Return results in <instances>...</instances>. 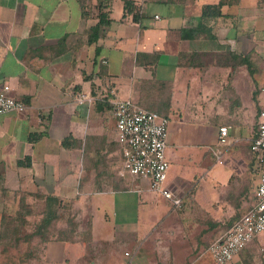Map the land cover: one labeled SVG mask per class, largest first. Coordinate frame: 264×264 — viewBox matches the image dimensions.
Returning a JSON list of instances; mask_svg holds the SVG:
<instances>
[{
  "label": "crops",
  "instance_id": "0c3cea01",
  "mask_svg": "<svg viewBox=\"0 0 264 264\" xmlns=\"http://www.w3.org/2000/svg\"><path fill=\"white\" fill-rule=\"evenodd\" d=\"M107 1L0 0V81L26 106L0 115V224L4 213L40 210L51 197L60 217L73 209L78 228L71 241L41 243L36 262L23 256L26 241L0 253V264H77L86 245L107 242L88 253L90 264L97 250L106 252L100 264H217L204 257L207 240L255 202L259 182L250 144L264 108L257 96L264 84L254 83L264 0H109L111 22L88 43ZM219 2L222 15L206 21L215 36L190 37L204 7ZM141 80L162 85L141 90ZM78 92L91 101L76 102ZM142 92L169 118L163 187L180 198L178 207L148 181L118 173L112 100L136 102ZM221 125L227 149L245 156L236 159L241 172L214 171ZM117 241L132 243V261ZM224 264H264V234Z\"/></svg>",
  "mask_w": 264,
  "mask_h": 264
},
{
  "label": "built area",
  "instance_id": "2783aa9c",
  "mask_svg": "<svg viewBox=\"0 0 264 264\" xmlns=\"http://www.w3.org/2000/svg\"><path fill=\"white\" fill-rule=\"evenodd\" d=\"M75 99L81 104L92 98L89 93L78 92ZM25 110V104L12 95L9 83L0 81V115ZM112 113L121 152L118 173L147 180L150 189L172 199L176 207L180 206V198L163 187L169 168L165 157L169 118L129 99L118 98L112 100ZM257 128V136L250 144L259 165L255 202L230 227L209 241L205 253L217 264L229 262L256 236L264 234V108L258 114ZM227 146L228 126L221 125L216 146L212 148L215 161L235 172L243 171V166L228 152Z\"/></svg>",
  "mask_w": 264,
  "mask_h": 264
},
{
  "label": "trees",
  "instance_id": "16d2710c",
  "mask_svg": "<svg viewBox=\"0 0 264 264\" xmlns=\"http://www.w3.org/2000/svg\"><path fill=\"white\" fill-rule=\"evenodd\" d=\"M109 0L106 4L102 5L101 3V10L99 12V21L96 25L90 28L89 35H88V43H94L96 42L100 37V31L105 26H108L111 22L109 18V10L108 5ZM129 2H125L124 6L126 7V10L129 11ZM221 3L219 2L216 5H209L204 7V10L202 11L200 15V19L202 20L200 24L192 29L190 32V37H195L198 35H208L209 37H214V34H211V29L208 28L206 21L209 19H214L216 17L221 16L220 12ZM207 31V32H205ZM243 63H245L249 67V59L247 56L243 57ZM159 85H162L160 83H156L153 81L148 80H141L140 89L144 90L147 88H151L150 91L156 90ZM152 95H148L147 93L140 94L139 99L136 101V103L147 110H155V104L153 102ZM47 200H50L52 202L47 201L45 203V207L40 211L41 218L37 222L35 230L31 233V235L34 237L40 236V239L37 241L39 243H44L48 240H50V236L54 235L56 236L55 239H60L64 241H71L74 239L75 234V227H71V229H57V226L53 225V222H57L60 218V213L58 210H54L53 207V198L48 197ZM21 208L15 211L13 214H7L4 213L1 219L0 224V253L8 250L11 247H17L19 248V245H21L23 242H26L28 239H24L22 237V234H20L21 230L27 225V222L25 221V215L28 214V210H26V207L24 205L20 206ZM30 214V213H29ZM53 223V224H52ZM57 229V231L55 230ZM20 232V233H19ZM56 234V235H55ZM53 237V236H52ZM31 248L28 250V252L25 254V257L28 259V256L32 257ZM30 259V258H29Z\"/></svg>",
  "mask_w": 264,
  "mask_h": 264
},
{
  "label": "rangeland",
  "instance_id": "374dc122",
  "mask_svg": "<svg viewBox=\"0 0 264 264\" xmlns=\"http://www.w3.org/2000/svg\"><path fill=\"white\" fill-rule=\"evenodd\" d=\"M250 65H254V64H250ZM255 67H258V68H256L259 72H258V75H259V80H258V82H255L254 81V83H256L258 86L260 85H262V84H264V58H262L261 60H259V61H257L256 62V64L254 65ZM251 69H253V68H251ZM262 69V70H261ZM250 70V69H249ZM251 71V70H250ZM249 75H250V77L252 78V79H255L256 80V75H254L253 73H249ZM259 86V89L261 88ZM258 94H260V95H257L258 96V98H260L261 100H262V102L264 103V92H258ZM260 96V97H259ZM244 116V115H243ZM243 116H242V118H243ZM249 116H247V118H248ZM228 152L235 158V159H239V160H243L244 159V157L245 156H243L244 154L243 153H240L239 151H238V149L236 148V147H231L230 148V151H229V148H228ZM247 160H244V162H246ZM254 163H256L255 161H254ZM214 171L217 173H220V175H226V174H228V171H227V168H225V166H223V165H221L220 163H217L216 162V165L214 166ZM142 181L143 182H146L147 180H145V179H142ZM256 182H257V179H256ZM254 183H255V181H254ZM255 186V185H254ZM255 197V193H254V195H253V193L252 194H250V197L249 198H251V199H255L254 198ZM39 208H40V206H39ZM41 209H43V207L41 208ZM41 209L40 210H38V209H36V210H31V213L29 214V212H28V214H26L25 215V221L27 222V225L19 232L20 234H22V237L24 238V239H28L27 241V244H24V249H23V253H25V252H27L30 248H31V252L30 253H32V256L34 255V259L35 260H33L34 262H36L37 260H38V255L37 254H41L42 253V250H41V243H39L37 240L38 239H40V236L38 235V236H34V238H33V236L31 235V233L33 232V230H35V227H36V224H37V222L40 220V218H41V214H40V211H41ZM73 210V209H72ZM72 210H69L68 212H66L65 214H61V217L59 218V220L57 221V222H53L52 224L55 226H57V229H71V227L73 228V227H75L76 225H74V223L76 224L77 223V220L75 219L76 217L74 216V213H73V211ZM60 213V212H59ZM74 222V223H73ZM82 222V221H81ZM83 226V225H82ZM82 226H81V230L83 229L82 228ZM231 226V225H230ZM229 226V227H230ZM57 229H55L56 231H57ZM78 229V228H77ZM76 229V230H77ZM79 229H80V227H79ZM227 228H225L223 231H225ZM111 230L112 231H108V229H107V232H106V234L109 236V235H111L112 233H114L113 232V228L111 227ZM222 231V232H223ZM222 232H220L219 234H221ZM219 234H217V235H219ZM56 235V234H55ZM217 235H213L212 237H210V240H212L215 236H217ZM53 236V237H52ZM52 236H50V239H55L56 238V236H54V235H52ZM80 236H83V234L82 235H80ZM85 236V235H84ZM31 240H34L33 242L31 241ZM210 240H207L208 242H207V244H206V246H205V248L207 247V245H208V243H209V241ZM117 243H119V247H118V250L119 251H128V253H130V256L129 257H124L126 260H131L133 257H134V255H135V253H134V249H132L133 248V246H132V243H130V242H127V243H122L121 241L119 242V241H117ZM112 243H110V242H107L106 243V245H105V243H98V244H90L89 243V245H86V247H87V249H89L88 250V253L89 252H92V251H94V247H97L98 248V250H100V249H104V246H110ZM96 251L95 252V258L94 259H97L96 258V256H99L100 258H98L97 260H98V262H96V264H100V260H101V256H104L105 254H106V252H104V253H99L100 251ZM117 250V251H118ZM88 253L86 254V255H84V254H82V256H81V254H80V256L78 257V259H77V264H90V261L91 260H89L88 259ZM98 253V254H97ZM90 254V253H89ZM207 254V253H206ZM14 257H15V259H11V262L13 263V262H17V259H16V256L15 255H13ZM23 256H25V255H23ZM90 256L92 257V255L90 254ZM206 259H209L210 258V256L207 254L206 256H204ZM32 258V257H31ZM31 261L32 260H27V262H24L25 264H31ZM71 262H70V264H74V261L73 260H70ZM93 261L94 260H92V263H93ZM96 261V260H95ZM132 261V260H131ZM140 261V260H139ZM106 262V261H105ZM144 262L145 261H143V262H140L141 264H144ZM146 264V263H145Z\"/></svg>",
  "mask_w": 264,
  "mask_h": 264
}]
</instances>
